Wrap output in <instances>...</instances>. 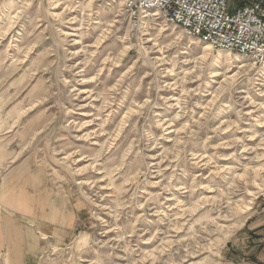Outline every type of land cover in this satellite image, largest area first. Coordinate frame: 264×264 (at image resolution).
Instances as JSON below:
<instances>
[{
  "label": "clouds",
  "instance_id": "1",
  "mask_svg": "<svg viewBox=\"0 0 264 264\" xmlns=\"http://www.w3.org/2000/svg\"><path fill=\"white\" fill-rule=\"evenodd\" d=\"M0 264H264V0H0Z\"/></svg>",
  "mask_w": 264,
  "mask_h": 264
}]
</instances>
